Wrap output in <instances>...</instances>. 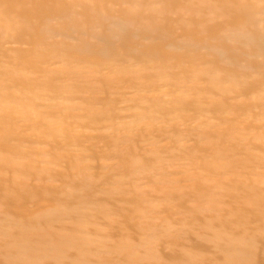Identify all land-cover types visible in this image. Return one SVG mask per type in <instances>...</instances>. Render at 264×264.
Wrapping results in <instances>:
<instances>
[{
	"label": "rangeland",
	"instance_id": "374dc122",
	"mask_svg": "<svg viewBox=\"0 0 264 264\" xmlns=\"http://www.w3.org/2000/svg\"><path fill=\"white\" fill-rule=\"evenodd\" d=\"M0 264H264V0H0Z\"/></svg>",
	"mask_w": 264,
	"mask_h": 264
}]
</instances>
